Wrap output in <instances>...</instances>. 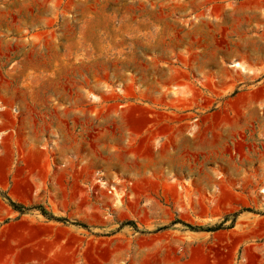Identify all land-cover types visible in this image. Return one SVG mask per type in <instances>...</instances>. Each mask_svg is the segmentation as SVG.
<instances>
[{
  "label": "rangeland",
  "instance_id": "374dc122",
  "mask_svg": "<svg viewBox=\"0 0 264 264\" xmlns=\"http://www.w3.org/2000/svg\"><path fill=\"white\" fill-rule=\"evenodd\" d=\"M0 254L264 264V0H0Z\"/></svg>",
  "mask_w": 264,
  "mask_h": 264
},
{
  "label": "crops",
  "instance_id": "0c3cea01",
  "mask_svg": "<svg viewBox=\"0 0 264 264\" xmlns=\"http://www.w3.org/2000/svg\"><path fill=\"white\" fill-rule=\"evenodd\" d=\"M16 244L19 245L18 242H16ZM17 248L22 249V247H17ZM34 261H35V259L32 260V262H34ZM0 264H26V263H23L22 261H11L10 260V254H8V259L2 257L0 254ZM38 264H39V262H38Z\"/></svg>",
  "mask_w": 264,
  "mask_h": 264
},
{
  "label": "bare ground",
  "instance_id": "6f19581e",
  "mask_svg": "<svg viewBox=\"0 0 264 264\" xmlns=\"http://www.w3.org/2000/svg\"><path fill=\"white\" fill-rule=\"evenodd\" d=\"M234 67H236V68H241L243 72L245 71V69H244L240 64H235ZM245 72H246V71H245Z\"/></svg>",
  "mask_w": 264,
  "mask_h": 264
}]
</instances>
